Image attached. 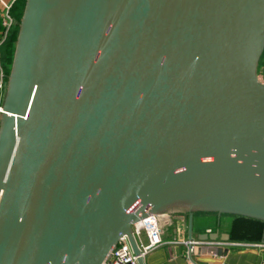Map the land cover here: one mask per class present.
<instances>
[{
    "label": "water",
    "instance_id": "95a60500",
    "mask_svg": "<svg viewBox=\"0 0 264 264\" xmlns=\"http://www.w3.org/2000/svg\"><path fill=\"white\" fill-rule=\"evenodd\" d=\"M263 49L264 0H25L0 264H103L123 236L144 264L132 224L178 206L264 221Z\"/></svg>",
    "mask_w": 264,
    "mask_h": 264
},
{
    "label": "crops",
    "instance_id": "0c3cea01",
    "mask_svg": "<svg viewBox=\"0 0 264 264\" xmlns=\"http://www.w3.org/2000/svg\"><path fill=\"white\" fill-rule=\"evenodd\" d=\"M18 0H0V73L4 74L2 51L7 44L10 31L2 25V14L7 6ZM17 38V37H16ZM13 46V54L15 50ZM13 59V58H12ZM264 59L258 65V76L264 81ZM1 91V90H0ZM160 215L163 243L143 258L144 264H264V223L258 219L219 213L217 211L192 209L178 206ZM229 234L228 240L218 244L226 250L221 254L201 253L199 247L188 253L182 243L185 239H199L203 233ZM226 236L223 234V238ZM145 241L144 238H142Z\"/></svg>",
    "mask_w": 264,
    "mask_h": 264
},
{
    "label": "built area",
    "instance_id": "2783aa9c",
    "mask_svg": "<svg viewBox=\"0 0 264 264\" xmlns=\"http://www.w3.org/2000/svg\"><path fill=\"white\" fill-rule=\"evenodd\" d=\"M9 9L10 5L6 7L2 14V25L6 32L13 26V18L9 13ZM4 85L5 75L0 73V90ZM132 233L139 249V255L144 258L151 250L163 243L160 215L150 213L144 219L132 224ZM182 243L188 248V253H190L195 246L218 245L222 242L190 238L183 240ZM137 258L138 256L133 252L127 236H123L111 250L103 264H138Z\"/></svg>",
    "mask_w": 264,
    "mask_h": 264
},
{
    "label": "trees",
    "instance_id": "16d2710c",
    "mask_svg": "<svg viewBox=\"0 0 264 264\" xmlns=\"http://www.w3.org/2000/svg\"><path fill=\"white\" fill-rule=\"evenodd\" d=\"M25 5V0H18L15 5L10 6L9 13L11 17L13 18V26L11 28L7 44L4 47V51H2V61H3V71L4 75L6 77L7 74H9L12 58H13V46L16 41L19 24L21 20V16L23 13ZM264 53V49H263Z\"/></svg>",
    "mask_w": 264,
    "mask_h": 264
},
{
    "label": "rangeland",
    "instance_id": "374dc122",
    "mask_svg": "<svg viewBox=\"0 0 264 264\" xmlns=\"http://www.w3.org/2000/svg\"><path fill=\"white\" fill-rule=\"evenodd\" d=\"M263 59H264V53L262 52L261 57H260V60H259V64H258V65L262 64ZM8 75H9V74L6 75V77H5V85L3 86V88H2L1 91H0V92H2V93L4 92V90H5V88H6ZM259 221H261V220H259ZM261 222L264 223V221H261Z\"/></svg>",
    "mask_w": 264,
    "mask_h": 264
}]
</instances>
